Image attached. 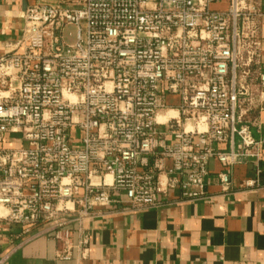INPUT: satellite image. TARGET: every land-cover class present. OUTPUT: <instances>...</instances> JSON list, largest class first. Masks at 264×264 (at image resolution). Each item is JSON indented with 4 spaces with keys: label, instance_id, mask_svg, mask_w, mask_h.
Segmentation results:
<instances>
[{
    "label": "built area",
    "instance_id": "2783aa9c",
    "mask_svg": "<svg viewBox=\"0 0 264 264\" xmlns=\"http://www.w3.org/2000/svg\"><path fill=\"white\" fill-rule=\"evenodd\" d=\"M262 3L26 7L19 40L0 56L1 218L22 235L40 229L56 242L55 258L70 260L74 249L88 250L85 222L98 208H152L170 189L183 201L200 199L211 158L225 169L217 178L228 191L229 168L257 163L264 151V135L256 139L245 119L247 105L264 111V71L255 72ZM252 73L256 95L244 84ZM169 95L178 98L175 108ZM9 134L20 136L18 148L2 146Z\"/></svg>",
    "mask_w": 264,
    "mask_h": 264
},
{
    "label": "crops",
    "instance_id": "0c3cea01",
    "mask_svg": "<svg viewBox=\"0 0 264 264\" xmlns=\"http://www.w3.org/2000/svg\"><path fill=\"white\" fill-rule=\"evenodd\" d=\"M37 1L0 0V56L5 45L19 40L22 13ZM260 37L263 47L255 72L264 71V23ZM244 84L256 95L253 73ZM178 102L176 96L166 98L171 108ZM247 106L245 119L258 139L264 135V111ZM21 144L19 135L9 134L2 146ZM214 148L229 149L226 144ZM223 170L216 159L209 160L204 195L197 200L183 201L178 190L170 189L152 208L133 210L119 202L96 209L85 222L88 250L82 254L74 249L70 260L55 258L56 242L40 229L22 235L1 218L5 210L0 208V264H264V151L257 163L251 159L229 168L226 192L217 178ZM247 179L257 184L246 187Z\"/></svg>",
    "mask_w": 264,
    "mask_h": 264
},
{
    "label": "rangeland",
    "instance_id": "374dc122",
    "mask_svg": "<svg viewBox=\"0 0 264 264\" xmlns=\"http://www.w3.org/2000/svg\"><path fill=\"white\" fill-rule=\"evenodd\" d=\"M225 1L224 2H222L221 4H216L215 6V8H217V9H220V8H224V6H225ZM72 32H74V29L72 28V27H67L66 29H65V31H64V36L66 37V39L69 41V42H71V38L69 37V33H72Z\"/></svg>",
    "mask_w": 264,
    "mask_h": 264
},
{
    "label": "bare ground",
    "instance_id": "6f19581e",
    "mask_svg": "<svg viewBox=\"0 0 264 264\" xmlns=\"http://www.w3.org/2000/svg\"><path fill=\"white\" fill-rule=\"evenodd\" d=\"M163 118H164V117H163V115H162V116L159 118V121H162V120H163Z\"/></svg>",
    "mask_w": 264,
    "mask_h": 264
}]
</instances>
